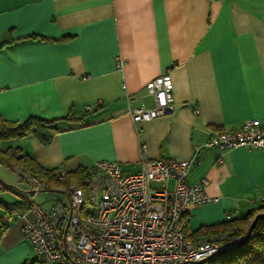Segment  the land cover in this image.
<instances>
[{
  "label": "crops",
  "instance_id": "crops-1",
  "mask_svg": "<svg viewBox=\"0 0 264 264\" xmlns=\"http://www.w3.org/2000/svg\"><path fill=\"white\" fill-rule=\"evenodd\" d=\"M8 41L0 50V116L75 121L60 124L50 144L27 137L0 141L1 150L19 148L61 175L99 162L127 174L141 172L144 159L191 162L188 183L206 179L207 196L218 200L185 214L193 242L221 236L217 227L261 208L264 149L205 145L247 120L264 122V0H0V44ZM166 74L174 111L134 122L129 110L154 109L147 84ZM7 186L0 264H42L21 229L35 219L33 205L49 212L66 200L44 209ZM66 187L49 191L66 198Z\"/></svg>",
  "mask_w": 264,
  "mask_h": 264
},
{
  "label": "built area",
  "instance_id": "built-area-1",
  "mask_svg": "<svg viewBox=\"0 0 264 264\" xmlns=\"http://www.w3.org/2000/svg\"><path fill=\"white\" fill-rule=\"evenodd\" d=\"M146 88L156 106L130 109L133 121L172 114V76L156 78ZM205 147L264 149V122L247 120L240 130L211 137ZM190 171L188 161L144 159L137 174L125 173L118 163L99 162L89 169L88 192L68 184L66 203L49 212L33 205L35 219L21 231L42 264H202L234 250L245 236L230 240L221 235L199 242L187 237L184 217L188 210L218 201L207 196L206 179L188 183ZM29 182L36 185L34 192L43 188L35 178ZM171 182L173 188L168 186Z\"/></svg>",
  "mask_w": 264,
  "mask_h": 264
},
{
  "label": "trees",
  "instance_id": "trees-1",
  "mask_svg": "<svg viewBox=\"0 0 264 264\" xmlns=\"http://www.w3.org/2000/svg\"><path fill=\"white\" fill-rule=\"evenodd\" d=\"M10 44V41L1 43L0 50ZM71 121L73 122L75 119L70 116L53 120L31 117L23 124H17L8 122L0 116V141L33 137L47 145L58 133L59 125ZM0 165L21 173L28 182L29 178L37 179L46 191L75 183L88 192L86 180L89 170L80 169L75 173L65 174V177L62 178L59 170H47L41 167L32 157L24 154L19 148L0 149ZM5 190H9V186L0 181V192ZM0 205L3 204L0 203ZM259 214H264V201L260 209L250 213L245 219L233 220L217 227L215 233L227 235L230 240L238 236H245V239L234 250L223 252L202 264H264V216L259 218L249 234L250 227ZM7 226L8 223H5L3 219L0 220V238ZM185 234L187 235L186 229Z\"/></svg>",
  "mask_w": 264,
  "mask_h": 264
},
{
  "label": "rangeland",
  "instance_id": "rangeland-1",
  "mask_svg": "<svg viewBox=\"0 0 264 264\" xmlns=\"http://www.w3.org/2000/svg\"><path fill=\"white\" fill-rule=\"evenodd\" d=\"M0 178L1 180L12 187L18 189L19 191L26 194L29 201H34L38 205H42L44 209H49L52 205L58 201L62 200L63 202L66 200L65 196L59 192H37L35 196H32L31 185L28 181H22L17 174H15L12 170H9L6 167L0 166ZM36 185L32 183V187ZM66 187V186H65ZM60 189V188H59ZM58 190V189H56Z\"/></svg>",
  "mask_w": 264,
  "mask_h": 264
},
{
  "label": "water",
  "instance_id": "water-1",
  "mask_svg": "<svg viewBox=\"0 0 264 264\" xmlns=\"http://www.w3.org/2000/svg\"><path fill=\"white\" fill-rule=\"evenodd\" d=\"M262 216H264V214H260V215H257V216L255 217V219H254V221H253V224H252V226L250 227L249 234L252 232L254 226H255L256 223L258 222L259 218L262 217Z\"/></svg>",
  "mask_w": 264,
  "mask_h": 264
}]
</instances>
